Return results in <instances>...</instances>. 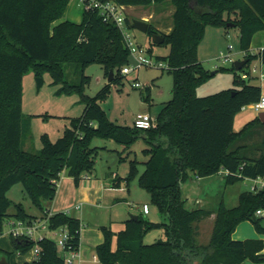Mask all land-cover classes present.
<instances>
[{"label":"trees","instance_id":"16d2710c","mask_svg":"<svg viewBox=\"0 0 264 264\" xmlns=\"http://www.w3.org/2000/svg\"><path fill=\"white\" fill-rule=\"evenodd\" d=\"M114 1L124 6H147L167 0ZM170 1L175 6L173 27L169 33L162 34L164 43L170 45V52L157 59L170 66L173 95L158 113L157 126L141 129L111 121L99 101L112 83L123 82L122 68L130 62L123 33L115 23L105 21L97 9H84L81 23L65 20L55 24L62 18L69 0H0V235L12 217L28 223L39 218L28 213L22 204L16 205L14 213L9 212L8 191L15 184H23L25 193L43 215L48 210L46 203L52 202L57 195L64 170L73 176L76 185L82 175L93 171L98 151V147L91 144L90 138L94 134L117 140L125 150L143 137L148 159L140 184L166 215V222L161 224L168 238L145 243V233L156 224L138 215L137 219H128L126 227L118 232L116 249L113 248L112 232L104 228L105 239L96 248L100 262L242 264L248 259L264 262L262 240L233 238L237 226L246 220L264 233L262 218L256 216V211L264 207V188L243 191L237 206L228 208L221 204L216 211L188 209L187 200L181 193V183L190 170L199 177L228 170L230 173L225 174L228 183L264 177V137L260 156L250 157L243 153L246 148L243 143L256 120L240 131H235L233 126L235 116L243 107L261 98V87L251 83L252 77L243 79L233 66L232 87L207 96L197 95V87L209 77L198 56L206 25L227 27L233 22L239 26L241 48L251 62L253 37L264 30V0ZM126 26L133 28L128 18ZM147 33L152 39L153 34L159 32L149 24ZM94 62L102 65L107 78L114 73L112 81L96 96L83 93L82 115L73 118L71 127H67L56 141L43 134L41 150H26L23 137L28 135L30 119L23 112V78L27 71L35 69L41 76L44 70H49L54 82L58 83L65 80L64 64L75 63L83 70L82 80L74 85L65 81L61 91L83 92L91 82L84 69ZM244 67L240 71L244 72ZM144 99L149 101V96ZM136 166V160H131L132 173ZM120 180L115 178L114 183L119 184ZM213 214L215 220L210 240L199 244V223ZM49 225L51 229L67 226L74 247H80L79 219L58 212L50 218ZM11 242L16 251L23 254L36 245L40 247V257L26 264H64V257L50 237L34 241L11 236ZM3 253L0 250V257Z\"/></svg>","mask_w":264,"mask_h":264},{"label":"rangeland","instance_id":"374dc122","mask_svg":"<svg viewBox=\"0 0 264 264\" xmlns=\"http://www.w3.org/2000/svg\"><path fill=\"white\" fill-rule=\"evenodd\" d=\"M174 11L175 6L170 0H167L161 4L147 6L130 5L125 9V17L132 23L141 20L152 24L157 32L163 34L170 32L173 27ZM83 12V0H69L62 18L57 20L55 24L62 23L65 20L77 24L81 23ZM130 32L135 41L140 45L142 44L154 60L158 56L169 54L170 45L168 43L152 45L153 38L151 39L147 32L134 27L130 29ZM240 34L241 29L239 26L226 27L211 23L206 25L204 37L198 47V56L209 72V77L197 87L198 96L215 94L234 85L235 72L232 70L234 62L224 61L220 57L223 52L225 55L231 53L230 58L234 61L245 58L244 51L241 48ZM151 49L152 51H150ZM251 52L254 55L253 59L244 67V72H249L252 82L262 84L260 73L264 71V63L261 59V49L252 48ZM130 64H135L133 56L130 57ZM255 67L258 68V72L254 73L253 69ZM214 71L216 73L212 74ZM64 72V82L60 81L58 83L54 82L49 70H44L42 75L38 76L35 69H31L24 75L23 112L30 119V128L28 135L23 137V146L28 151L37 152L41 150L43 146L41 137L43 134H48L52 141H56L58 137L62 136L64 130L71 127L72 119L80 117L83 113L85 106L83 93L96 96L108 84V78L102 65L94 62L84 69L85 75L91 77V82L83 92L77 90L71 92L61 91L65 81L72 85L80 84L83 74L81 67L75 63H65ZM238 73L242 75L243 71H238ZM38 78L43 79L39 88ZM136 81L140 82L141 87L135 86ZM172 95V73L168 69L160 67L143 66L139 70L136 69L126 74L123 82L112 83L107 94L101 97L99 101L111 121L119 125L132 127L139 112H150L152 116L157 117L164 103L172 99ZM146 96H149V101H145L144 97ZM254 113L255 115L259 114V112ZM90 139L91 144L98 147V151L93 171L86 173L88 177L98 186L104 183L105 186L111 185V174H117L121 178L118 187L112 188L115 190L114 192L107 191L104 195H99L98 198L93 199L91 207H94L95 220L90 223L91 227H97L98 224H107V227L103 225L99 228L103 236L105 235L104 228L112 232L113 248L116 249L118 232L126 227V221L132 215H142L139 206L142 207L147 202L150 205L151 213L142 216L147 221L155 223L156 226L151 227L145 233V243L151 244L158 240L167 239L165 227L161 224L166 222V215L152 202L150 193L140 184V176L145 170V161L148 159L145 152L147 147L145 139L139 137L129 150H125L124 145L117 140L113 138L106 139L99 134H94ZM133 159L136 160L137 165L134 173L131 171V160ZM65 171L62 172L58 185L66 177ZM127 177H130L129 180ZM83 178L82 175L80 182ZM252 184L248 179L228 183L223 170L206 177H199L194 171L190 170L188 177L181 183V193L182 197L187 200L186 207L188 209L204 208L216 211L221 204L228 208L237 206L240 194L249 190ZM73 185H76L75 180ZM98 190L101 191L99 188ZM91 193L93 195V190ZM8 198L11 200L9 208L11 213L16 211L17 204H22L26 211L32 215H40L41 213L39 207L27 196L21 183L15 184L8 191ZM261 223L264 226V218H262ZM108 224H112L113 229ZM242 225L247 227V231L244 233L246 235L251 231L252 233L264 235L249 220L244 221L235 233L241 231ZM213 227V217H208L199 223V244L209 242ZM11 228L9 223L5 224L4 232L0 235V247H13L10 235ZM44 234L52 239L56 238L53 231L48 230ZM245 238L249 237L246 236ZM14 255H16V252L10 254V256Z\"/></svg>","mask_w":264,"mask_h":264},{"label":"crops","instance_id":"0c3cea01","mask_svg":"<svg viewBox=\"0 0 264 264\" xmlns=\"http://www.w3.org/2000/svg\"><path fill=\"white\" fill-rule=\"evenodd\" d=\"M127 7L128 6H125V8ZM252 48L261 49V51L262 49H264V30L259 31L254 35L250 51H252ZM251 83L256 84L252 82V80H251ZM256 85H259L261 87L262 94L264 95V81H262V84H256ZM253 110L254 109L251 105L243 107V109L235 116L233 126H234L235 131H240L248 123L254 120L257 121L258 119V121L257 122L255 121L254 125L251 128H249L251 130L248 132V138L245 141L246 143H243L244 145H246V148L243 149V153L245 155L250 156V157H258L260 156L262 152L261 142L264 137V115L263 117H260V114L264 111H256V110L253 111ZM254 112H259V114L255 115ZM65 173L67 175H65L66 177L62 180L61 184L58 185L57 195L55 199L52 202L47 203V207L53 213L65 212L67 210H71L70 212L71 217L73 216L79 219L82 223H85L84 225L85 227L83 226L81 228V242H80V247H79V251L81 252H80L79 262L81 264H102L99 260L96 248L105 239V235L103 236V233L101 232V229L99 228L100 226H103L104 224H98L97 226L98 228L91 227L90 223H92L95 220L94 218L95 211H94V207H91L92 206L91 204L93 202V199L98 198L99 195L102 196L104 195V193H107V191L114 192L115 190L112 188L118 187V185L121 182L120 180L119 184L118 183L115 184L114 180L115 178H120V177L117 174H113V175L111 174L112 176L110 180L111 185L108 184L109 186L108 185L105 186V183H104L103 185L101 184L100 186H98L96 183H94V181L91 180V178L88 177L87 174H84L83 175L84 178L83 180H81L80 184L73 185L74 183L73 176L69 175L68 170H66ZM105 181H108V180H105ZM98 188L101 191H99ZM92 190L94 192L93 195H91ZM144 204H148V203L145 202ZM76 205H80V208L76 209L75 208ZM139 210L142 215H149L151 213V208L148 214H144L142 211V207L140 206H139ZM41 215L42 213L36 216H41ZM212 217L215 220V214L210 216V218ZM14 219L15 218L12 217L10 220H14ZM242 223H244V221L241 222L237 226L236 230L239 229ZM104 226L107 227V224ZM108 226L113 229L112 224H108ZM241 228L242 229L240 232L233 233V238H235L236 240H247V239H257L258 240L259 239V240H262L264 243V235L256 234L254 232L252 233V231L246 235L244 233L247 231V227L242 225ZM244 235H246L249 238H245L246 236ZM13 248L14 247L10 248L7 246L0 247V250L4 252L3 255H7L6 253H8L9 262L17 263V264H22V263L26 264L34 260L32 252L22 254L16 251L15 248H14L15 250L13 251ZM13 252H16V255L10 256V254L11 253L13 254ZM261 253L264 254V248L261 251ZM255 263H258V262H254L248 259V260H245L242 264H255ZM259 263L264 264V262H259Z\"/></svg>","mask_w":264,"mask_h":264},{"label":"built area","instance_id":"2783aa9c","mask_svg":"<svg viewBox=\"0 0 264 264\" xmlns=\"http://www.w3.org/2000/svg\"><path fill=\"white\" fill-rule=\"evenodd\" d=\"M84 9H97L103 15L105 21L115 23L122 31L124 37V43L130 52V57L133 56L135 58V64H130V62L122 68L123 74H129L136 69L139 70L143 66L149 67H160L163 69H169L170 66L167 62L161 61L159 59L154 60L152 56L148 54V51L137 41H135L132 36L130 29L126 26V17H125V6L116 3L114 0H83ZM231 48V46H230ZM245 58H247V53L244 51ZM231 53L225 55L223 52L221 53L220 59H224V61H233L230 58ZM253 72H258V68L255 67ZM251 77L250 74L243 72L242 78L248 79ZM260 79L264 81V71L260 73ZM136 87H141L140 82H135ZM251 106L256 111H264V95L262 94L261 98L252 103ZM134 125L141 129H150L157 126V117L152 116L150 112H142L137 114ZM225 174L230 173L228 170L224 171ZM237 175V174H236ZM250 180L253 184L251 185L252 191H258L264 188V177L258 178H245ZM76 209L80 208V205L75 206ZM142 211L144 214H148L150 212V205L143 204ZM71 210L65 211V213L70 214ZM51 210H46V212L42 216H38L39 218L34 219L32 222H25L20 219L10 220L8 223L11 225L10 235L14 237H24L34 241H38L40 239L46 238L47 236L44 232L50 230L55 233L56 238L53 239L59 249V252L64 257V264H81L79 262L80 252L79 248H75L72 241V234L67 226H61L56 229H51L49 225L50 218L54 215ZM256 216L259 218H264V207L258 209L256 211ZM83 223L81 222V228L83 227ZM34 259H38L40 257L41 251L40 247L36 245L31 249Z\"/></svg>","mask_w":264,"mask_h":264},{"label":"water","instance_id":"95a60500","mask_svg":"<svg viewBox=\"0 0 264 264\" xmlns=\"http://www.w3.org/2000/svg\"><path fill=\"white\" fill-rule=\"evenodd\" d=\"M230 26H235V23L233 22H229L228 23V27ZM133 27L137 28L143 32H148L149 29V23L145 22V21H141V20H136L133 22ZM153 42H155V44H163L165 41V37L161 34V33H154L153 36ZM261 59L262 62L264 63V49H262L261 51ZM249 62V59H243V60H236L234 62V66L236 68L237 71H240L247 63ZM216 73V71H214L212 74ZM113 72H111L110 76L108 77V83H110L113 79ZM38 88L41 86L43 79L42 78H38ZM264 112H262L260 114V117H263ZM132 219H137L136 215L131 216ZM9 260L7 255H3L0 257V264H8Z\"/></svg>","mask_w":264,"mask_h":264}]
</instances>
